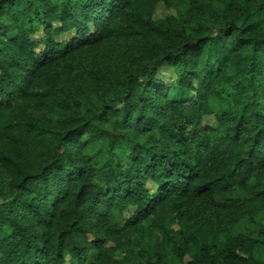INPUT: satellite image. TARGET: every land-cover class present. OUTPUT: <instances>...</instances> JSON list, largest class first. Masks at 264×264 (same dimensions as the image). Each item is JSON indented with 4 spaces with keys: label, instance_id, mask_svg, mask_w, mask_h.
<instances>
[{
    "label": "trees",
    "instance_id": "16d2710c",
    "mask_svg": "<svg viewBox=\"0 0 264 264\" xmlns=\"http://www.w3.org/2000/svg\"><path fill=\"white\" fill-rule=\"evenodd\" d=\"M262 213L264 0H0V264H259Z\"/></svg>",
    "mask_w": 264,
    "mask_h": 264
},
{
    "label": "rangeland",
    "instance_id": "374dc122",
    "mask_svg": "<svg viewBox=\"0 0 264 264\" xmlns=\"http://www.w3.org/2000/svg\"><path fill=\"white\" fill-rule=\"evenodd\" d=\"M168 13H170L168 10H165L163 12L164 15ZM167 74H168V71H167ZM170 76H172V78H170ZM175 78L176 76L172 72V74L168 75L167 83L173 82ZM192 94H193L192 90L180 88L179 86L174 87L170 91V95L174 99H181L184 97H189ZM92 100L93 102H90V106L92 108H97L100 102H98L96 94L92 95ZM80 116H82V114H80ZM83 117L86 118L85 116ZM115 119L116 118L111 117L110 120L108 121L105 120L106 121L105 122L104 120H100L96 118L94 122L93 121L91 122L93 124L86 133V134H89L91 138H93V144L90 145V143H88V146L85 147L86 153L87 154L93 153L96 159L100 157L103 163H105L109 159V156L111 155V150H112V143H111L112 135L107 134V133L103 134V131L108 130L107 129V122H108L110 124L112 134H116V129L118 127L112 125ZM173 227L178 228V225L174 223ZM261 230L264 232V213L257 215L255 218L247 217L245 219H242L237 224H235V226L230 232L231 234L238 235V234L244 233V231H249L254 236H256L258 240H261V246L255 248L254 257L258 259H262V262L259 264H264V233L262 232L263 233L262 234L260 232ZM187 259L190 260L189 258Z\"/></svg>",
    "mask_w": 264,
    "mask_h": 264
}]
</instances>
